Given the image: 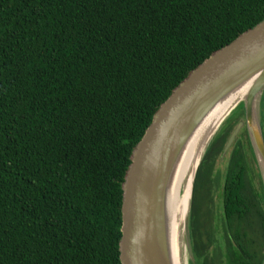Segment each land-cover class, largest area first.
Instances as JSON below:
<instances>
[{
	"label": "trees",
	"instance_id": "obj_1",
	"mask_svg": "<svg viewBox=\"0 0 264 264\" xmlns=\"http://www.w3.org/2000/svg\"><path fill=\"white\" fill-rule=\"evenodd\" d=\"M263 19L264 0H0V264H120L121 185L153 113ZM236 109L194 173L189 264L262 263L243 128L213 174ZM259 118L264 144V90Z\"/></svg>",
	"mask_w": 264,
	"mask_h": 264
},
{
	"label": "water",
	"instance_id": "obj_2",
	"mask_svg": "<svg viewBox=\"0 0 264 264\" xmlns=\"http://www.w3.org/2000/svg\"><path fill=\"white\" fill-rule=\"evenodd\" d=\"M251 78L252 83L244 97L238 99L218 120L204 148L223 120L241 105L242 118L229 133L220 158L243 128L252 147L264 192V144L259 123V100L264 90L263 19L191 70L153 113L130 154V163L121 185L120 264H167L162 234V199L172 158L185 137L215 103ZM255 105L258 119L255 117ZM191 189L192 183L182 225L188 262L192 259L188 233ZM261 264H264V245Z\"/></svg>",
	"mask_w": 264,
	"mask_h": 264
},
{
	"label": "bare ground",
	"instance_id": "obj_3",
	"mask_svg": "<svg viewBox=\"0 0 264 264\" xmlns=\"http://www.w3.org/2000/svg\"><path fill=\"white\" fill-rule=\"evenodd\" d=\"M252 80L249 79L215 103L196 128L185 137L172 158L162 199V234L167 264H180L179 234L188 208L193 175L208 137L218 120L238 99L244 97Z\"/></svg>",
	"mask_w": 264,
	"mask_h": 264
},
{
	"label": "rangeland",
	"instance_id": "obj_4",
	"mask_svg": "<svg viewBox=\"0 0 264 264\" xmlns=\"http://www.w3.org/2000/svg\"><path fill=\"white\" fill-rule=\"evenodd\" d=\"M237 111H238V109L235 110V112H237ZM254 111H255V117L258 119L256 105H255V110ZM222 168H223V160H222V158H218V160L215 163L214 170H213V174L216 171H218V174H217L218 183H221V180H222ZM254 185H257L256 179L254 180ZM217 189H216L217 191H215L214 195H213V200H215V204L218 202L217 201V192L219 191V187ZM252 229H253V227H252ZM251 230L249 231V233L252 234ZM182 235L183 234H182V228H181L180 234H179V260H180V264H189L188 257H187L186 252H185V247H184L183 236Z\"/></svg>",
	"mask_w": 264,
	"mask_h": 264
}]
</instances>
